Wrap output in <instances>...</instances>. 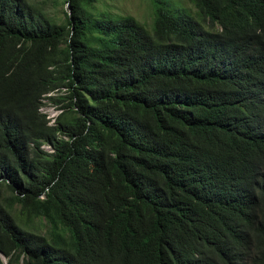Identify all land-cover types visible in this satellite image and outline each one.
<instances>
[{
  "label": "trees",
  "instance_id": "16d2710c",
  "mask_svg": "<svg viewBox=\"0 0 264 264\" xmlns=\"http://www.w3.org/2000/svg\"><path fill=\"white\" fill-rule=\"evenodd\" d=\"M94 1L0 0V264H264V0Z\"/></svg>",
  "mask_w": 264,
  "mask_h": 264
},
{
  "label": "rangeland",
  "instance_id": "374dc122",
  "mask_svg": "<svg viewBox=\"0 0 264 264\" xmlns=\"http://www.w3.org/2000/svg\"><path fill=\"white\" fill-rule=\"evenodd\" d=\"M35 2L36 5L43 7V9L52 16L56 22L64 21V13L68 11V5L65 0H30ZM176 6H183L190 12L194 8L184 0H169ZM92 10L97 14L105 15H124L128 14L133 16L138 22L145 27L150 28L152 18L151 0H95L92 3ZM43 105L40 112L46 116H53L58 112L56 109L57 104L50 100H43ZM47 148V147H46ZM41 230L44 228V221L40 220L39 225Z\"/></svg>",
  "mask_w": 264,
  "mask_h": 264
}]
</instances>
